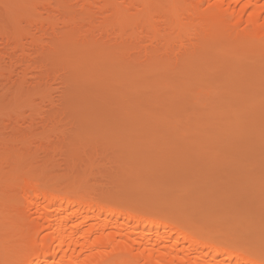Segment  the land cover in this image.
Masks as SVG:
<instances>
[{
	"label": "rangeland",
	"instance_id": "obj_1",
	"mask_svg": "<svg viewBox=\"0 0 264 264\" xmlns=\"http://www.w3.org/2000/svg\"><path fill=\"white\" fill-rule=\"evenodd\" d=\"M191 2L0 0V264L41 223L27 181L115 209L80 222L93 238L134 212L264 256V29L239 1L206 27Z\"/></svg>",
	"mask_w": 264,
	"mask_h": 264
},
{
	"label": "bare ground",
	"instance_id": "obj_2",
	"mask_svg": "<svg viewBox=\"0 0 264 264\" xmlns=\"http://www.w3.org/2000/svg\"><path fill=\"white\" fill-rule=\"evenodd\" d=\"M235 1H239V11L236 16H232L234 13L229 12L230 4ZM204 2L210 3L206 12L201 14L199 11L200 8L204 10L201 6ZM253 5L254 9L247 14ZM191 6L192 15H202L206 27L209 28H214L210 25L212 22H217L222 27L231 15L236 17L234 19L237 23L247 16V22L264 29V0H195ZM25 185L23 192L26 210L35 207L41 223L32 227L31 237H28L30 239L26 242L28 250L26 249L20 257L17 256L19 264H98L101 249L123 245L124 254L131 255L134 244L144 245L141 257L147 264H243L244 260V264H264V256L248 254L222 241H207L202 234L172 226L173 224H170L173 229L169 230L168 222L134 212L124 213L123 221L112 232L93 238V230L81 228L80 222L88 223L90 219H100L103 215L113 216L117 212L115 209L89 199L60 196L34 182L27 181ZM129 221L143 222L141 225L134 223V230L126 232L131 225ZM40 230L44 232L41 238L37 236ZM155 231L161 235L152 241ZM121 236L126 237L119 240L118 237ZM175 237H182V240ZM86 246L95 249L91 257L82 258ZM192 247L198 251V255L190 256L187 253ZM220 254H223V257L217 259Z\"/></svg>",
	"mask_w": 264,
	"mask_h": 264
}]
</instances>
